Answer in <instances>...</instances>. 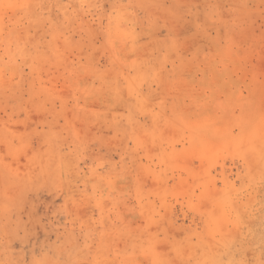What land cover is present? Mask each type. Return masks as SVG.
Segmentation results:
<instances>
[{
  "label": "rangeland",
  "instance_id": "374dc122",
  "mask_svg": "<svg viewBox=\"0 0 264 264\" xmlns=\"http://www.w3.org/2000/svg\"><path fill=\"white\" fill-rule=\"evenodd\" d=\"M0 264H264V0H0Z\"/></svg>",
  "mask_w": 264,
  "mask_h": 264
}]
</instances>
